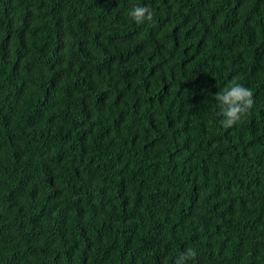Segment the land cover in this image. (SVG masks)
<instances>
[{
	"label": "trees",
	"instance_id": "obj_1",
	"mask_svg": "<svg viewBox=\"0 0 264 264\" xmlns=\"http://www.w3.org/2000/svg\"><path fill=\"white\" fill-rule=\"evenodd\" d=\"M234 78L254 104L223 128ZM186 244L264 264V0H0V264Z\"/></svg>",
	"mask_w": 264,
	"mask_h": 264
},
{
	"label": "clouds",
	"instance_id": "obj_2",
	"mask_svg": "<svg viewBox=\"0 0 264 264\" xmlns=\"http://www.w3.org/2000/svg\"><path fill=\"white\" fill-rule=\"evenodd\" d=\"M126 14L136 25L151 22L154 16L153 10L147 4L137 3H133ZM212 99L218 109V123L223 128L239 124L254 104L252 91L235 78L225 84ZM195 257L196 251L186 244L173 257L171 264H194ZM160 264H169V261L166 257H161Z\"/></svg>",
	"mask_w": 264,
	"mask_h": 264
}]
</instances>
